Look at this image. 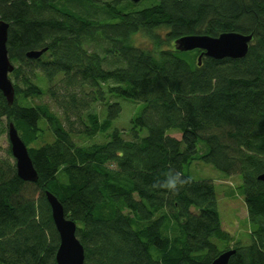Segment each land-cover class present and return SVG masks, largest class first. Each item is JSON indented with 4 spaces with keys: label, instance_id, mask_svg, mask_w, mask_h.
I'll list each match as a JSON object with an SVG mask.
<instances>
[{
    "label": "trees",
    "instance_id": "trees-1",
    "mask_svg": "<svg viewBox=\"0 0 264 264\" xmlns=\"http://www.w3.org/2000/svg\"><path fill=\"white\" fill-rule=\"evenodd\" d=\"M0 19L14 66L0 137L12 123L37 172L17 175L9 143L0 154V264H57L45 191L75 222L84 264H211L228 249L227 264H264V0H0ZM225 32L251 34L245 56L198 64L199 49H175ZM115 97L143 107L109 133ZM195 161L240 176L249 244L222 228ZM170 171L187 178L176 191L162 187Z\"/></svg>",
    "mask_w": 264,
    "mask_h": 264
},
{
    "label": "water",
    "instance_id": "water-1",
    "mask_svg": "<svg viewBox=\"0 0 264 264\" xmlns=\"http://www.w3.org/2000/svg\"><path fill=\"white\" fill-rule=\"evenodd\" d=\"M138 2L139 0H131ZM9 24L0 19V91L5 97L8 105L14 99V86L9 78V73L14 66L10 61L7 50ZM251 34H241L238 32H225L218 36L206 34H188L174 40L175 49L187 51L199 49L201 52L197 56L198 64L201 57L208 56L214 59L241 58L248 50V43ZM46 48L41 50H30L26 52L29 58H38ZM7 139L11 154L15 160L17 175L23 180L35 181L37 172L33 166L26 144L20 138L16 128L12 123L7 126ZM258 180L264 182V172L257 176ZM45 196L50 205L51 216L58 233L59 244L55 254L57 264H84V248L76 236V224L64 214L60 201L49 191H45ZM234 249H228L219 254L211 264H227Z\"/></svg>",
    "mask_w": 264,
    "mask_h": 264
},
{
    "label": "rangeland",
    "instance_id": "rangeland-1",
    "mask_svg": "<svg viewBox=\"0 0 264 264\" xmlns=\"http://www.w3.org/2000/svg\"><path fill=\"white\" fill-rule=\"evenodd\" d=\"M121 106L119 115L112 121L110 133L112 129L118 128L128 130L131 126V118L139 114L143 104L129 99L115 97ZM101 110V105L97 106ZM106 106L103 107V116L106 114ZM170 131H174L170 129ZM100 135V136H97ZM95 138L86 140L87 143L97 140L102 134H97ZM170 135L180 138V133L170 132ZM104 137V136H103ZM102 138V137H101ZM104 140V138L102 139ZM0 154H4L5 148L8 146L6 133L0 137ZM189 173L195 179H211L216 193L218 211L221 219V226L233 236V241L239 240L242 244H249L250 224L247 219L246 207L244 204L243 194L239 189L241 179L239 175L226 176L216 170L211 164L203 161H195L189 166Z\"/></svg>",
    "mask_w": 264,
    "mask_h": 264
},
{
    "label": "clouds",
    "instance_id": "clouds-1",
    "mask_svg": "<svg viewBox=\"0 0 264 264\" xmlns=\"http://www.w3.org/2000/svg\"><path fill=\"white\" fill-rule=\"evenodd\" d=\"M187 182V178H182V175L180 172H169L167 174V177L165 181L162 184V187L170 190V191H176L178 188V185H183Z\"/></svg>",
    "mask_w": 264,
    "mask_h": 264
}]
</instances>
